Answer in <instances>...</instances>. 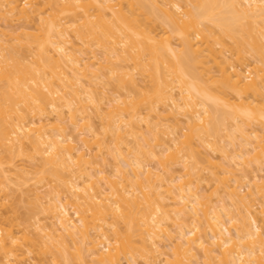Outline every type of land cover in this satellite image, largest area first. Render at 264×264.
Instances as JSON below:
<instances>
[{"label": "bare ground", "instance_id": "obj_1", "mask_svg": "<svg viewBox=\"0 0 264 264\" xmlns=\"http://www.w3.org/2000/svg\"><path fill=\"white\" fill-rule=\"evenodd\" d=\"M0 22V209L13 200L10 172L24 171L4 167L18 156L39 162L37 186L52 192L33 187L49 221L26 216L35 221L30 232L43 234L36 239L0 212V264H25L36 251L50 259L32 254L30 264H264V211L254 209L264 184L245 196L231 185L264 181L260 167L248 169L264 163V142L257 151L256 131L242 129L255 122L264 133V0H0ZM104 79L114 95L97 92ZM162 114L181 115L187 126V134L179 120V133L166 127L164 148L159 125L149 122ZM201 147L218 150L223 163L200 156ZM94 153L112 157L110 174L100 169L103 158L99 167L91 162ZM150 179L158 184H143ZM206 180L228 205L204 202Z\"/></svg>", "mask_w": 264, "mask_h": 264}, {"label": "rangeland", "instance_id": "obj_2", "mask_svg": "<svg viewBox=\"0 0 264 264\" xmlns=\"http://www.w3.org/2000/svg\"><path fill=\"white\" fill-rule=\"evenodd\" d=\"M18 24H16V22H11V23H8V24H11V26L13 25H20L21 23L20 22H17ZM23 23V22H22ZM24 24V23H23ZM0 25H4V23H2V22H0ZM15 25V26H16ZM16 28V27H15ZM164 36H167L166 34L164 35ZM79 45V44H78ZM80 46H78V48H79ZM97 55H101L100 53L99 54H97ZM99 58L101 57V56H98ZM234 60H235V58H233ZM232 59V62L234 63L235 61ZM235 64H237V62H235ZM213 71H214V69H213ZM252 74V75H250V74ZM246 75H250V76H248L249 78L250 77H253V72H252V70H248V72H246L245 73V76ZM216 75H215V78H213V79H216ZM247 77V76H246ZM218 78V77H217ZM108 82H106L105 81V79H104V81L106 82V84L104 85L102 82V84L104 85V86H101L100 87V84H99V86H98V84L96 85V88L98 89V91L97 92H107V94H108V96H111V93H113V95L116 93L115 92V90H114V88H115V84H114V82L112 81V80H110V79H106ZM101 84V85H102ZM114 84V85H113ZM208 84H209V86L211 87L212 85H210V83L208 82ZM103 87H105V90H102L101 91V89H103ZM212 87H214V85L212 86ZM96 89V90H97ZM212 91L213 90H216L215 88L213 89H211ZM213 92H215V91H213ZM217 93V92H216ZM112 95V96H113ZM117 96V95H116ZM114 97V96H113ZM105 102V101H104ZM106 103V102H105ZM103 105H104V103H102ZM105 110V111H104ZM108 110H107V108L105 107L104 108V106L102 107V111H101V114L102 115H106ZM105 112V113H104ZM104 113V114H103ZM95 114H91V120H90V122H91V124H93V126H94V129L96 130V131H99L100 129V125L102 124L101 123V120L99 119H97L98 117L95 115ZM181 115H182V113H181ZM180 115V116H181ZM66 117H68V115H65ZM175 115H166V114H162V115H160V117H158L159 119H156V117H155V119L156 120H153L152 119V117H154V116H151V118L149 119L150 121V124H152L151 126H156V124H158L159 125V128H160V130H158V132H160V135H162V141H161V143H163V139H164V142H165V144L163 145V148L164 147H167V146H169V143L167 142V138L169 137V135H168V131H165V129H166V127H168V126H170V127H168V128H172V129H174V127H175V130H176V132L177 133H179L178 132V129L176 128V126H178L177 124H175V122L176 121H178L179 119L181 120V121H184V119H181L182 118V116L180 117L179 116V118H178V120L176 119V118H171V117H174ZM65 117V119H66V121L68 122V120H67V118ZM180 120L178 121V123L180 122ZM161 121V122H160ZM185 122V121H184ZM177 123V122H176ZM181 123V122H180ZM162 124V125H161ZM165 124H168V125H165ZM183 124H185V123H183ZM253 124L255 125V124H258V123H249V124H247V125H245V128L244 127H242V124H240L241 125V127H242V129H247V130H249L250 131V129H254L255 131H256V135H258L259 137V139L257 138L256 140H253V145L254 146H256L257 147V151H260V149H258L259 147H262L263 146V142H264V133H263V131H260L261 129H260V127L258 128V125H255V126H253ZM68 125V124H67ZM67 125L65 124V128H66V131H65V134H68V133H70V129H71V127H70V125L68 126V128H67ZM140 125V127H141V129H140V131L139 132H141V133H148V131H146V126H145V124H139ZM180 125V127L179 128H183V127H185L186 125H182V123L181 124H179ZM162 126V127H161ZM172 126V127H171ZM247 126V127H246ZM252 126V128H250ZM187 127V126H186ZM185 127V128H186ZM181 128V129H182ZM185 128H183L182 130V133L181 134H187V129H185ZM250 128V129H249ZM99 129V130H98ZM143 129V130H142ZM185 129V130H184ZM260 129V130H259ZM161 131H162V133H164V134H161ZM164 131V132H163ZM166 132V133H165ZM147 133H146V135H147ZM165 134H167V136L165 135ZM177 135V134H176ZM178 135H180V134H178ZM234 136H235V142L237 143V144H240V142H241V138H240V134H238V133H235L234 134ZM148 137L151 139V134L149 133L148 134ZM161 137V136H160ZM237 138V139H236ZM166 140V141H165ZM179 140L180 141H183L184 139H182V138H179ZM261 140V141H260ZM262 140H263V142H262ZM227 140H225V142L224 143H227L226 142ZM256 141H258L257 142V144H256ZM259 142H260V144H259ZM195 143H196V141H195ZM110 145H112V144H110ZM222 145H224V147H225V145H227V144H222ZM253 146V147H254ZM110 148H111V146H109ZM226 147H228V145L226 146ZM204 148H206V147H204ZM263 148V147H262ZM250 149V148H249ZM200 150V152H204V153H210V151L208 150V149H202V147L199 149ZM229 150H231V147H228L227 148V151L228 152H230ZM157 151L159 152L160 151V148H157ZM170 152H172V151H170ZM167 153V154H164V156H160V159L159 160H161V161H163V160H167L168 161V159H167V156L169 155V154H171V153ZM104 153V152H103ZM201 153V155L200 156H207V154H202ZM94 154H96V153H94ZM211 154H213V153H210V155ZM97 156L96 157H94V158H92V159H90L91 160V162H93L94 163V161H95V164H97V166L98 165H100L101 163L100 162H105V160H106V162H107V164L106 163H104V164H102V166L100 165V169H102V170H104L105 172H108V174H110L111 173V171H112V167H114V161H113V159H112V157L110 156V157H105V158H103L104 157V155H103V157L100 155V154H96ZM107 154H105V156H106ZM109 155V154H108ZM209 155V154H208ZM100 156V157H99ZM166 156V157H165ZM252 156H253V154H252ZM100 158V161H98V159ZM164 157V159L162 160V158ZM210 157H212V159H215V160H211V162L212 163H214V164H219L220 162H222L223 163V161H224V159H223V161H222V159L221 158H223V155L218 151V150H216L215 151V153L213 154V155H211ZM102 158H103V161H102ZM144 160H143V163H145L146 165H148V166H150V167H152V166H154V167H152L151 169H153V168H158L159 170H161L162 168L161 167H158V165L159 164H157L156 162H158L157 161V159H153V161L152 160H148V159H146V158H143ZM148 160V161H147ZM27 161H29V160H27V158H25V157H23V156H18V157H15L14 159H12V161H11V163L10 164H8V165H5L4 167L6 168V166H8V167H14V164H17L16 166H19V165H21V167L23 168V170L25 171H22V173L19 171V173H21V175L23 176V177H26L27 179H29L30 178V176H33L32 178H30V180L28 181V180H26L25 178H23V177H21V175L20 174H18L17 173V171L16 170H14V172H13V174H12V171L10 172V174L9 175H11V177H8V180H7V186H8V189L10 190L9 192H8V190H7V194H10L11 196H13V198L11 197V196H9L10 197V199L12 198L13 200H9V201H11V203L9 204V201L8 202H6V203H4V205H6L7 203L9 204H7L8 206H5V208H3L4 206H2L1 207V209H0V212H2V214L4 215V217H7L8 216V218L7 219H9V218H11V217H13L14 219H15V217H17V219H15V220H17L18 222V224L19 225H22V227L20 226L18 229L20 230V231H22V230H26V227L28 228L27 229V231H29L30 232V230H35L36 228H33L32 226H33V224L35 223V221L36 220H38L39 218V220H40V223L42 222V224H44L45 226H46V224H49V221H47L46 219H44L45 217H43V215L41 216V214L39 215L38 213V211H39V209L37 208L38 206H36V204H35V199L34 198H32L33 197V193H34V191H36L37 189V187H39V188H41L40 186H42V183H40V186H37L38 185V183L40 182V180H39V174L37 175V177H36V175H35V173L32 171V170H34L35 171V168L36 167H38L37 165H38V161L36 162H30L29 161V163L27 162ZM146 161V162H145ZM166 161V162H167ZM169 161H171V160H169ZM172 162V161H171ZM171 162H167L166 164H165V166L164 167H166L167 166V168H170V170H174L175 171V169L177 170V171H175V175L177 176V177H179V176H181L182 175V173H183V171H182V169L179 167L180 165L179 164H177V163H171ZM201 162V166L200 167H202L203 168V166L204 165H202L203 164V162L202 161H199V163ZM25 163H27L26 165H25ZM37 163V164H36ZM98 163H100V164H98ZM150 163V164H149ZM171 163V164H170ZM222 163H220V164H222ZM19 164V165H18ZM144 164V165H145ZM157 164V165H156ZM251 165H249L250 167H248V169H249V171H250V168H251V170L252 171H254L255 172V170L257 169L258 170V167H260L259 169L260 170H264L263 168H264V163H260L259 162V164L258 163H250ZM256 164V167L257 168H255L254 167V165ZM25 165V166H24ZM33 165H36V167L34 168V167H32ZM173 165V167H171ZM263 166V167H261V166ZM26 166H27V168H26ZM207 166V165H206ZM206 166H204V168L206 169V170H210V168H208V167H206ZM7 167V168H8ZM20 166H19V169L20 170H22V168H21ZM96 167V166H95ZM94 167V168H95ZM99 167V166H98ZM34 168V169H33ZM106 170H105V169ZM166 168V169H167ZM16 169V168H15ZM37 170L39 169V168H36ZM96 169V168H95ZM99 169V168H98ZM111 169V170H110ZM110 170V171H109ZM180 170V171H179ZM214 170H216V169H214ZM256 170V171H257ZM179 171V172H178ZM251 171V172H252ZM29 172H30V174L31 175H29ZM171 172H173V171H171ZM254 172H252V173H254ZM27 173V174H26ZM181 173V174H180ZM24 174H26L25 176H24ZM173 174H174V172H173ZM256 174V176L258 177V176H260V177H264V171H262V173L260 172V173H258L259 175H257V173H255ZM263 174V175H262ZM8 175V176H9ZM174 175V176H175ZM204 175H207V173L205 174V172H204ZM251 175H253L254 176V174H251ZM250 175V177H252ZM239 176V175H238ZM237 176V177H238ZM10 179L12 180V181H10ZM236 179H238V178H236ZM28 181V182H25V181ZM150 180L152 181L151 183H150ZM149 181H145V182H143V184H146V185H153L154 183H156V184H158V182H154V180H152V179H150ZM23 181L25 182V184H23V185H21L20 183H23ZM155 181H157V180H155ZM252 181V180H251ZM250 181V182H251ZM8 182H10V184L8 185ZM19 182V183H18ZM147 182V183H146ZM207 182H208V184H207ZM242 182H244V181H242ZM43 183H45V182H43ZM211 183V184H210ZM212 183H214V182H211V181H208V180H206V181H204L203 183L201 182V184L200 185H202L201 186V189H203L202 190V192H201V196H202V198H203V200H204V202L205 201H209V202H207V204H212L213 205V203H217L218 201H220V202H222V203H224V204H226V203H228L229 204V201H228V199L226 198V196H224V194L222 193V188H220V186H218V184H217V186H215L216 184L214 183V184H212ZM239 183H240V180H239ZM237 183V184H231V182L229 183V184H231V185H234V186H236L237 187V191L241 194V195H243V196H245V195H247V193L246 192H248V193H253V191H254V189H255V187L254 186H256V185H260L261 186V184L263 185L264 184V181H259V183L258 182H252V184L251 185H248L249 183L248 182H244L243 183V186L241 185L242 183ZM254 183V184H253ZM18 184H20V185H18ZM156 184H154V185H156ZM212 185V187L210 186V185ZM26 185V186H25ZM45 185V184H44ZM246 185H248L249 187H251V188H249L248 186H246ZM145 186V185H144ZM214 186V187H213ZM239 186V187H238ZM10 187V188H9ZM13 189H12V188ZM21 189V191L19 190V188ZM33 187H36L35 189L36 190H34V188ZM200 187V186H199ZM210 187V188H209ZM218 188L217 189V192H215V190H214V188ZM246 187V188H245ZM48 188H49V190H48ZM241 188V189H240ZM248 188V189H247ZM44 189H46V190H44ZM244 189V190H243ZM250 189V190H249ZM27 191L28 190V193L27 194H25L26 192H24V191ZM39 190H43L42 192L41 191H39L40 192V194L42 195V193H43V197L46 195H52V192H50V190H51V188H50V186H49V184L48 183H46V188L44 187L43 189L41 188V189H39ZM214 190V191H213ZM221 190V191H220ZM30 191V192H29ZM201 191V190H200ZM219 191H220V193H219ZM255 191L257 192V187H256V189H255ZM254 191V192H255ZM20 192V193H19ZM47 192V194H45ZM48 192H50V194H48ZM162 192V191H161ZM212 192H214V194L212 193ZM21 193H23L24 195H23V197H20V196H22V194ZM45 194V195H44ZM203 194H204V196H203ZM261 194H263V192L261 193ZM261 194H259L258 196H261ZM256 195V194H255ZM264 195V194H263ZM27 196V197H26ZM45 196V197H46ZM49 196H47V197H49ZM161 196H163V195H161ZM254 196V195H253ZM15 197V198H14ZM157 197V199L160 197V195H157L156 196ZM205 197H207V198H205ZM225 197V198H224ZM258 198H260V197H258ZM45 200H47L46 198H44ZM222 199L224 200V202L222 201ZM248 199H250V200H252L253 199V197L251 196V197H249ZM247 199V200H248ZM263 199H264V197H263ZM263 199H262V201H263ZM227 200V201H226ZM255 200V199H254ZM259 200H261V198L259 199ZM13 201V202H12ZM211 201H213V202H211ZM262 201H259V203L257 202V200L256 201H254V204H255V207L256 208H254V209H257V210H255V211H257V212H260V211H264V206L262 205V206H260V203H262ZM158 202L159 203H161V207H162V210H164V212L166 211V214H170V210H171V208H170V206H169V203L167 202V200H161L160 198L158 199ZM165 202H167V205L169 206V207H167L166 206V204H165ZM220 202H218V203H220ZM252 202V201H251ZM217 203V204H218ZM228 204H226V205H228ZM212 205H210V206H212ZM11 206V207H10ZM164 206H166V207H164ZM214 206H216V205H214ZM260 206V207H259ZM261 207H263V209L261 208ZM3 208V209H2ZM10 208H11V210H10ZM164 208V209H163ZM228 209H229V206L227 207ZM261 208V209H260ZM2 210V211H1ZM13 210V211H12ZM258 210H260V211H258ZM11 213H9V212ZM233 211V210H232ZM31 212V213H30ZM15 213V214H14ZM37 213V214H36ZM263 212H261V215H263L262 214ZM31 214V215H30ZM72 214V210H71V208H69V215H71ZM14 215V216H13ZM36 215V216H35ZM260 215V216H261ZM26 216H31L30 217V219L29 220H35L34 222L33 221H27V218L28 217H26ZM36 218H35V217ZM26 217V218H25ZM33 217H34V219H33ZM262 218H264L263 216H261ZM12 220V218L10 219V220H12L13 221V223H15L16 224V222H14L15 220ZM42 219H43V221H42ZM24 220V221H23ZM26 220V221H25ZM23 222V223H22ZM26 222V223H25ZM28 222V223H27ZM17 224V225H18ZM25 224H26V226H25ZM27 224H29V225H27ZM18 225V226H19ZM31 225V226H30ZM41 226H43V225H41ZM24 228V229H23ZM32 228V229H31ZM22 229V230H21ZM28 232V233H29ZM36 234L38 233V234H41V233H39V232H37V231H34ZM32 233V234H31ZM35 233H33V231H31L30 232V235H33V236H31L32 238L33 237H35L36 235H35ZM44 233V232H43ZM38 234H37V236H38ZM41 235H43V234H41ZM41 238V237H40ZM45 238V237H44ZM44 238H43V236H42V239H43V241H45L44 240ZM34 239V238H33ZM35 239H36V237H35ZM46 239V238H45ZM38 240V239H37ZM160 240V239H159ZM165 240V238H163L162 239V242H164V243H167V241L165 242L164 241ZM39 241V240H38ZM49 241V240H48ZM40 242V241H39ZM47 243V242H46ZM49 243V242H48ZM71 252H73V251H71ZM32 254H35V258L37 259H40L41 258V260L42 261H44V262H46V261H49V260H47V259H50V257H48V258H46L45 259V257H47V255L45 256V255H39V256H37L38 254H37V251L36 252H33ZM29 255V256H31V257H33V255ZM70 254H72V253H69V257H71L70 256ZM27 257V260H26V262H24L25 264H30L32 261H35V259L34 258H31V257ZM74 257V256H73ZM31 258V259H30ZM71 260L72 259H74V258H70ZM139 259V258H138ZM140 259L142 260V261H144L143 260V257H140ZM139 259V260H140ZM87 260V259H86ZM88 261H89V263H86V264H93V263H91L90 262V260L88 259ZM88 261H86V262H88ZM74 262H76V264H78L77 263V261H74L73 260V262L71 261V263H73L74 264ZM198 262V261H197ZM200 262V261H199ZM141 263H143V262H141ZM195 264V263H194Z\"/></svg>", "mask_w": 264, "mask_h": 264}]
</instances>
